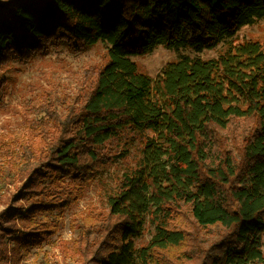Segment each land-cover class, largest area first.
Instances as JSON below:
<instances>
[{
	"label": "trees",
	"instance_id": "obj_1",
	"mask_svg": "<svg viewBox=\"0 0 264 264\" xmlns=\"http://www.w3.org/2000/svg\"><path fill=\"white\" fill-rule=\"evenodd\" d=\"M263 18L264 0L0 1V66L53 43L102 42L109 52L82 104L43 109L24 146L18 188L0 211L11 256L56 234L66 209L139 139L141 156L108 194V211L80 218L83 264H185L165 257L182 246L200 264H264V41L233 40ZM223 42L218 56L183 55L155 77L133 60ZM236 122L246 127L227 141ZM124 137L134 141L113 153ZM149 222L155 233L137 246ZM199 228L216 233L199 239Z\"/></svg>",
	"mask_w": 264,
	"mask_h": 264
},
{
	"label": "rangeland",
	"instance_id": "obj_2",
	"mask_svg": "<svg viewBox=\"0 0 264 264\" xmlns=\"http://www.w3.org/2000/svg\"><path fill=\"white\" fill-rule=\"evenodd\" d=\"M233 40L264 41V18L242 27ZM226 48L225 42L214 49L201 51L160 46L149 54L134 56L133 60L141 71L155 77L166 63L183 55L212 58ZM108 61V48L102 42L84 50H73L65 44L53 43L35 55L30 54L26 61L8 59L0 66V73L7 77V82L0 91V211L8 206L10 196L18 188L19 183L13 175L20 165L24 146L31 144L29 137L34 129L37 131L39 120L44 116L43 109L55 107L60 113V102L81 105L93 78ZM244 126L246 127L244 123L236 122L222 135L227 141L238 139ZM133 141L124 137L114 140L110 147L113 153H119L123 148L128 149V144ZM140 147L141 142L136 139L124 158L108 163L102 175L90 182L84 194L63 213L57 233L30 252L11 256L12 240L0 234V263L83 264L84 259L77 243L80 218L82 215L99 216L108 211V194L114 191L124 172L135 167L141 156ZM20 203L22 201L16 205ZM185 225L192 228L190 222ZM154 233L155 227L149 222L143 236L136 239L137 246L147 244ZM193 233L198 234L197 238L204 239L214 235L216 230L199 228ZM185 249L186 246L170 249L165 252V257L180 263L200 264L198 259L190 256V252L184 253ZM193 252L198 256V252Z\"/></svg>",
	"mask_w": 264,
	"mask_h": 264
}]
</instances>
